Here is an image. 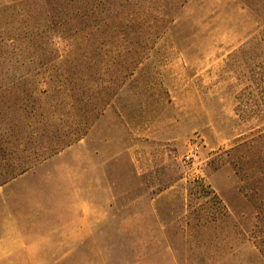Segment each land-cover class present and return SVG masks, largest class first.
<instances>
[{
  "label": "rangeland",
  "instance_id": "obj_1",
  "mask_svg": "<svg viewBox=\"0 0 264 264\" xmlns=\"http://www.w3.org/2000/svg\"><path fill=\"white\" fill-rule=\"evenodd\" d=\"M0 0V264H264V0Z\"/></svg>",
  "mask_w": 264,
  "mask_h": 264
},
{
  "label": "trees",
  "instance_id": "obj_2",
  "mask_svg": "<svg viewBox=\"0 0 264 264\" xmlns=\"http://www.w3.org/2000/svg\"><path fill=\"white\" fill-rule=\"evenodd\" d=\"M91 2H93V1L91 0ZM71 3H72V4H77V5H78V4H80V1H79V0H71Z\"/></svg>",
  "mask_w": 264,
  "mask_h": 264
}]
</instances>
